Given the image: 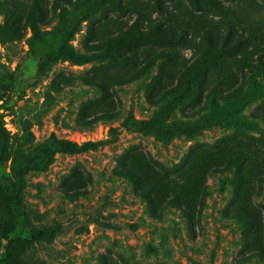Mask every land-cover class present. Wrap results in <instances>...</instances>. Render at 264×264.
Returning <instances> with one entry per match:
<instances>
[{"label": "rangeland", "instance_id": "obj_1", "mask_svg": "<svg viewBox=\"0 0 264 264\" xmlns=\"http://www.w3.org/2000/svg\"><path fill=\"white\" fill-rule=\"evenodd\" d=\"M37 1L48 11L43 40L26 20L34 0H0V116L9 133L0 264H264V0H219L221 10L204 0H162L165 13L156 0H72L64 20L71 34L58 47L89 59L56 58L44 69L39 61L62 21L54 0ZM138 17L145 29L165 24L175 42L138 41L124 65L88 50L90 32L103 38ZM91 73L130 80L112 88L114 119L84 124L82 109L102 96L87 81ZM158 114L161 123L152 124ZM53 135L99 145L58 151L45 169L28 170L17 217L4 199L13 162L36 155ZM136 149L167 167L191 158L193 219L175 202L152 212L120 172L121 156ZM229 149L244 163L230 160Z\"/></svg>", "mask_w": 264, "mask_h": 264}, {"label": "trees", "instance_id": "obj_2", "mask_svg": "<svg viewBox=\"0 0 264 264\" xmlns=\"http://www.w3.org/2000/svg\"><path fill=\"white\" fill-rule=\"evenodd\" d=\"M204 1L212 8L221 10L219 0ZM71 2L72 0H54L55 8H59L60 10L59 17L62 22L56 32L57 38L49 43L48 53L42 56L39 61L41 69H44L48 62L56 58L72 59L78 62L89 59L86 56L78 54L72 46L63 48L58 47V45L66 41L71 34L64 24V20L67 18L66 4H71ZM154 6L157 7L158 11L163 13L166 12V7L162 0H156ZM2 8L3 5L0 2V12H2ZM121 9L124 10V7ZM8 10L10 15L14 14V11L11 9ZM47 14V7L44 8L40 2L34 0L31 9L26 15L27 23L32 28L34 36L40 40H43L40 25L46 23ZM116 23L120 24L118 21H116ZM141 24H143V21L140 22V17H138L128 29H124V27L119 28L114 34H108L103 38L94 37L95 35L90 32L89 40L86 42L87 48L89 51H97L98 57L103 60H110L124 65L132 59L128 51L130 46L136 44L138 41L139 43L150 41L156 44H163V46H170L175 42L174 31L167 28L165 24L157 22L148 26L146 29L143 28ZM11 27L14 37L19 38L22 28L20 21L18 19L13 20ZM182 41L185 40L182 39ZM164 55L166 58L171 57L169 52H165ZM260 61L262 62V59H260ZM147 63L148 62H145L144 64ZM129 80L130 79L123 75L114 76L109 79L99 73L89 74L87 76V81L97 86L102 96L86 104L82 109L80 122L89 124L98 120L114 119L118 115V111L116 109V104H114L112 88L115 85L126 83ZM197 89L198 95H201V93H203V87L200 86ZM155 96V92L151 93L150 99H153ZM249 100L250 99H246L245 102ZM162 119V114H158L152 124L161 123ZM160 132L169 134L168 130ZM8 142L9 133L4 128L3 120L0 116V163L8 156ZM98 145L99 142L93 141L77 145L68 140H60L53 135L52 138L40 148L36 155L21 160H14L12 171L14 172L15 181L4 190L5 206L7 210L17 217L24 215L25 209L21 202V194L24 188V176L28 170L32 168L45 169L52 162L53 155L58 151L77 153L87 149H94ZM229 154L228 157L230 160L244 163V158L239 155L237 149H229ZM190 162L191 158H188L179 166L167 167L152 158L149 154L136 149L123 154L119 160V166L120 172L133 181L137 192L149 200L154 214H158V212L164 208L163 203L175 202L181 206L187 217L193 219V209H195V207L187 197V183L185 181V173ZM263 172L264 169L262 173ZM245 217L248 219L249 223H252V218L249 214L246 213ZM7 232L8 229L2 231L4 235Z\"/></svg>", "mask_w": 264, "mask_h": 264}]
</instances>
